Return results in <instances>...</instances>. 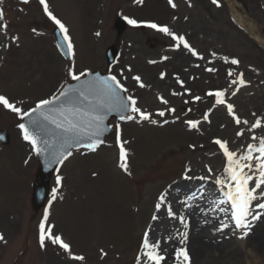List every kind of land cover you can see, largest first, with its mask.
Listing matches in <instances>:
<instances>
[{
	"label": "rangeland",
	"instance_id": "rangeland-1",
	"mask_svg": "<svg viewBox=\"0 0 264 264\" xmlns=\"http://www.w3.org/2000/svg\"><path fill=\"white\" fill-rule=\"evenodd\" d=\"M46 2L68 28L72 60L59 52L53 35L56 24L39 0H2L0 95L27 111L41 99L57 95L71 81L67 73L74 65L77 73L103 70L115 75L150 119L131 113L133 120H113L112 133L95 151L73 152L52 180L48 208L35 214L31 200L38 158L18 128L22 120L0 106V131L8 130L11 139L9 145L0 143V235L4 237L0 264H148L142 248L146 232L150 243L159 242L160 254L165 256L161 264H176L175 250L180 247L187 248L191 264H264V216L246 237L234 231L231 205L224 195L227 186L216 183L228 180L226 158L213 142L226 140L239 155L264 138V44L246 34L230 8L235 4L264 36V0H218V4L173 0L176 7L169 0ZM118 17L167 26L199 55H192L182 44L177 49V41L143 24H129L118 37L114 26ZM113 44L119 46L120 56L108 66L106 50ZM232 59L239 64H231ZM241 73L245 84H233ZM135 76L141 77L143 87ZM216 91H225L223 98L247 125H237L226 105L208 95ZM257 119L261 127L252 128ZM189 120L198 121V128H191ZM117 126L125 142L128 172L120 167ZM238 131L244 135L237 136ZM252 155L254 159L247 163L253 167L244 169L254 178L250 188L258 178L255 158L259 154L253 151ZM57 175L63 178L60 184ZM176 189L181 191L175 193ZM162 194L165 202L157 211ZM255 204L253 213L261 211ZM168 207L175 216L168 215ZM46 211V229L68 243L70 253L48 240L40 246ZM154 215L158 219L153 220ZM179 217H184L183 223ZM225 223L229 227L219 231ZM185 233L187 240L181 243ZM195 239L218 251L203 255Z\"/></svg>",
	"mask_w": 264,
	"mask_h": 264
},
{
	"label": "snow or ice",
	"instance_id": "snow-or-ice-1",
	"mask_svg": "<svg viewBox=\"0 0 264 264\" xmlns=\"http://www.w3.org/2000/svg\"><path fill=\"white\" fill-rule=\"evenodd\" d=\"M2 2V0H0ZM23 3H28L29 0H22ZM40 4L43 5L44 12L48 17L59 27L61 32L64 34V38L68 43L69 52L74 55L73 44L71 38L68 35V28L59 20L56 16L52 14L49 10V5L46 0H39ZM142 3V0H140ZM172 7H176L173 0H169ZM213 3L218 4V0H213ZM4 18V12L0 9V21ZM128 23L133 26L145 25L148 28L154 29L158 32L164 33L165 35L171 37L173 40L177 41L175 47L180 48L181 44L184 48L188 49L192 55L198 56L199 54L183 36H178L176 33L171 31L167 26L158 25L155 22L141 21L138 22L135 19L126 18ZM5 29L7 25H2ZM99 35V33H97ZM18 39V38H17ZM215 55V53H213ZM203 59L202 56H199ZM167 59V57H164ZM225 61L228 62L225 57ZM150 63H156V61H150ZM231 64L238 65L239 60L232 59ZM209 72L217 71L215 68L206 69ZM68 76L73 81L78 82V86L68 85L57 95H53L48 99H41L35 105V107L25 111L23 108L18 107L15 103L11 102L6 96L0 95V106L9 109L15 113L22 121L27 118V123L21 122L18 124V128L23 134V139L28 141L31 145L33 151L37 156L49 157L47 162L49 164L58 163L63 164L64 161L72 155L71 151L68 150L72 147H79L84 139H87V143H83V147L90 151H95L99 145L103 144L104 141L101 139L104 132L107 129L104 126V121L108 112H125L130 110L132 113L139 115L141 119H150V114L143 112L139 107H137V101L132 96L124 97L121 95L122 92H127V89L121 83L115 75H109L107 77L96 76L95 79H87V77L92 76L91 71H81L77 73L75 71V66L73 65L68 69ZM163 73L161 78H163ZM229 76L233 73L229 71ZM137 82H141V77H133ZM183 85V81H180ZM233 84L239 83L240 85L245 84L243 79V74H240L239 81L233 80ZM143 87V83H140ZM174 95H182L183 93H173ZM225 91L209 92L208 95L216 97V103L219 105H226L227 111L233 116L235 123L248 124L247 120H241L234 113V105L227 103L223 98L225 96ZM235 95V92L233 93ZM196 100H200L199 96L195 97ZM163 103L167 104V100H163ZM169 111L175 112V109H170ZM160 116H164L165 112H159ZM255 115V114H254ZM121 120H133L135 119L132 115H121ZM155 123V121H152ZM188 125L196 129L199 126L198 121H187ZM31 125V128L29 127ZM46 125L54 126V132L52 133V139H42L41 133L45 132ZM252 128L261 127V120L257 119L255 123L251 126ZM237 136H243V131H238ZM120 129L117 126L116 140L120 146V167L128 172V166L126 163L127 152L124 148V143L120 139ZM253 140L257 138L253 136ZM219 146L224 157L226 158L225 172L228 174V180L218 179L216 183L221 186H227V191L224 195L230 202L232 213L231 220L234 222L233 229L242 232L241 238H244L251 231L256 220L261 219L264 216V138H261L258 145H248L247 154H237L229 149L228 142L226 140L216 139L213 141ZM192 147H195L194 145ZM255 151L258 153V178L254 182L253 186L250 188V182H253V176L249 175L244 171L245 168L251 169L252 164L247 163L254 159L252 153ZM27 162V161H26ZM190 172L191 169H187ZM211 173L212 169H208ZM130 174V173H129ZM62 177L57 175L56 183L60 184ZM185 179H192V177L185 175ZM200 179H206V177H200ZM257 190H259L260 195L258 196ZM56 189H53V198H55ZM160 203L156 204L157 211L161 208L162 204L165 202V195L159 197ZM256 201L255 207L261 211L253 213L252 207L253 202ZM167 213L169 216H175L171 207H168ZM49 213L46 211L44 215V220L40 224V235L39 243L43 248L45 246L46 240L50 241L52 244H58L62 249L70 253V245L65 243L64 240L55 236L51 232V228L46 229V222L48 220ZM158 219L157 216H153V220ZM181 223L184 222V217H179ZM227 223L221 225L218 229L223 231L224 228H228ZM3 235H0V240H3ZM187 240V234L185 233L182 237L181 243ZM142 248L144 251V257L148 261V264H161L165 260V256L160 254L159 242L149 241L148 232L145 233L144 240L142 242ZM73 259L84 260L83 256H73ZM176 264H191V258L189 256L186 247H180L175 250Z\"/></svg>",
	"mask_w": 264,
	"mask_h": 264
},
{
	"label": "water",
	"instance_id": "water-1",
	"mask_svg": "<svg viewBox=\"0 0 264 264\" xmlns=\"http://www.w3.org/2000/svg\"><path fill=\"white\" fill-rule=\"evenodd\" d=\"M115 27L118 31V35H121L126 30V27H127L126 22L122 19H118L115 22ZM55 35L57 37L58 44H59L61 51L63 52V54L67 58H70L71 54H70L69 49H68V44L66 43L65 39L61 35V32L59 29H57L55 31ZM117 56H118V51H117L116 47L113 46V47L109 48V50L107 51L108 63H110V64L114 63L117 59ZM96 76H99L101 78L107 77V75H105L101 72H96L92 76L87 77V79L92 80V79H95ZM70 85L78 86V82H76L74 84H70ZM121 95L126 97L125 92H122ZM129 112H130V110H127L123 113L116 112V111L108 112L106 115V119L104 121V126L107 129V131L104 132L101 139H103L111 131L110 127H109V122L111 119L120 118L121 115L127 116L129 114ZM23 122L27 123V118H25V120ZM29 127L31 128V125H29ZM53 132H54V126L46 125L45 132L41 133V138L42 139H52V133ZM5 134L6 133H4L3 135H0V140L6 142L8 144L9 141L5 140L3 138V136H5ZM83 143H87L86 138L84 139V141L82 142V144L79 147H72L68 150L71 151L72 149L81 148V147H83ZM48 159H49V157H46L43 155L39 156L40 168L38 170L37 179L33 184L34 194H33L32 206H33V209L35 212H38L45 205V202H46L48 195H49V192H50V179L52 177L54 170L59 165L58 163L49 164L47 162Z\"/></svg>",
	"mask_w": 264,
	"mask_h": 264
},
{
	"label": "bare ground",
	"instance_id": "bare-ground-1",
	"mask_svg": "<svg viewBox=\"0 0 264 264\" xmlns=\"http://www.w3.org/2000/svg\"><path fill=\"white\" fill-rule=\"evenodd\" d=\"M230 8H231L232 15H233V18L236 21V23L238 25H240V27H242L244 30H246L250 35L255 37L259 42L264 44V36L259 32L254 21L251 19H248L247 15H244L241 12H239L236 9L237 7L235 6V4L231 3ZM179 191H181V190L176 189L175 193H177ZM166 203L169 205L171 203V201H167ZM194 243H196L197 245L200 246V250H201L203 255H206L207 253L212 252V251H218L217 249H213V247H211V246H206V245L202 244L199 239H195ZM197 252H198V250L197 251L194 250V255L195 254L197 255Z\"/></svg>",
	"mask_w": 264,
	"mask_h": 264
}]
</instances>
